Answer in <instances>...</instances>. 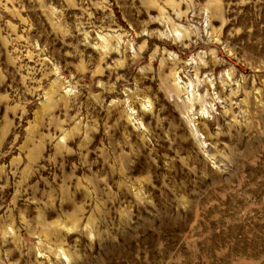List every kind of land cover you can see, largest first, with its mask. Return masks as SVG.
Here are the masks:
<instances>
[{"label": "rangeland", "instance_id": "obj_1", "mask_svg": "<svg viewBox=\"0 0 264 264\" xmlns=\"http://www.w3.org/2000/svg\"><path fill=\"white\" fill-rule=\"evenodd\" d=\"M0 264H264V0H0Z\"/></svg>", "mask_w": 264, "mask_h": 264}, {"label": "bare ground", "instance_id": "obj_2", "mask_svg": "<svg viewBox=\"0 0 264 264\" xmlns=\"http://www.w3.org/2000/svg\"><path fill=\"white\" fill-rule=\"evenodd\" d=\"M188 105H190V104H188ZM214 163H216V161Z\"/></svg>", "mask_w": 264, "mask_h": 264}]
</instances>
